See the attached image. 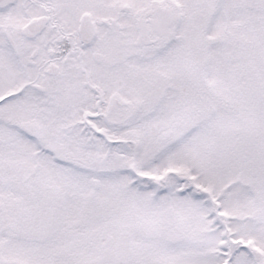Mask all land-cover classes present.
<instances>
[{
    "label": "snow or ice",
    "instance_id": "1",
    "mask_svg": "<svg viewBox=\"0 0 264 264\" xmlns=\"http://www.w3.org/2000/svg\"><path fill=\"white\" fill-rule=\"evenodd\" d=\"M0 264H264V0H0Z\"/></svg>",
    "mask_w": 264,
    "mask_h": 264
}]
</instances>
